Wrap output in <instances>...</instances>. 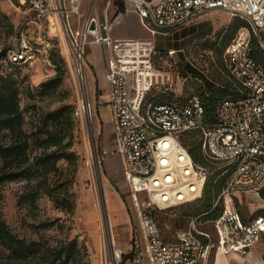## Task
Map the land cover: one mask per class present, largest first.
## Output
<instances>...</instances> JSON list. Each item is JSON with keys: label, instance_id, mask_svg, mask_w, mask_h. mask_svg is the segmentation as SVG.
I'll use <instances>...</instances> for the list:
<instances>
[{"label": "built area", "instance_id": "obj_1", "mask_svg": "<svg viewBox=\"0 0 264 264\" xmlns=\"http://www.w3.org/2000/svg\"><path fill=\"white\" fill-rule=\"evenodd\" d=\"M99 0H23L40 26L59 24L69 42L73 67L81 90L88 97V121L95 118L89 96L86 54L89 36L105 41L108 47L107 79L113 119V146L102 147L101 155L119 154L124 180L129 188L139 227V239L130 249V264H210L214 249L225 253L246 252L264 232V214L244 217L237 200L245 193H260L264 187V0H118L123 11H136L152 37L115 38L110 29L109 7L104 0L101 14L93 8ZM221 8L243 18L236 35L223 51L227 70L243 85L236 96L220 101L217 120L209 122L199 94L172 93L170 74L157 63L175 48L156 45L158 32L182 28L203 13ZM73 17V18H72ZM95 30H92V23ZM22 43L10 49L6 63L32 62L38 49L22 31ZM255 41V43H254ZM262 59L251 54L253 47ZM175 61L172 62L174 64ZM163 90L164 100L149 98L153 88ZM93 122V123H92ZM202 129L204 153L229 159L234 169L221 191L225 208L213 220L214 231L203 229L198 217L166 240L156 218L164 209L202 196L209 176L208 165L197 161L182 142V133ZM145 194L144 199H140ZM111 253L115 264H125L124 250L112 235Z\"/></svg>", "mask_w": 264, "mask_h": 264}, {"label": "rangeland", "instance_id": "obj_2", "mask_svg": "<svg viewBox=\"0 0 264 264\" xmlns=\"http://www.w3.org/2000/svg\"><path fill=\"white\" fill-rule=\"evenodd\" d=\"M0 10L8 16L0 17V53L6 48L7 57L10 49L20 46L22 31L26 33L30 43L38 49L35 60L10 68L18 79L21 91L20 103L25 113L26 127L31 128L43 113L70 104L73 127L67 139L72 141L70 150L76 152L73 161L64 159L60 161L65 174L73 177L69 187L74 203L72 211L62 208L44 193H40L35 204L25 203L20 206L18 196L24 190L27 180L17 179L0 184V215L15 233L29 240L43 239L55 244L61 238L77 237L79 243L84 246L83 264H115L109 232L114 236L116 243L126 250L129 248L128 239L131 238L129 233L136 229L137 219L134 216L133 199L123 177L119 176L117 170L109 171L101 155L102 147L104 145L107 147V141H104L107 134L110 139H113L114 135V129H111L113 118L111 119L110 107L105 97L95 93L93 82L88 79L93 112L102 119L104 130L97 118L94 127H90L82 107V90L73 67L68 38L59 24L49 25L48 22L44 26L37 24L34 21V13L26 3H23V0H0ZM233 15L230 10L216 8L203 13L196 21L176 31L168 33L160 31L155 35L157 46L165 49L172 47L180 49L174 52L173 58L169 55L165 56L164 60L168 63L161 62L164 70L170 74L167 85L173 89L172 93L183 96L198 94L204 90L209 91L212 86L228 79L223 61V44L227 34L223 36L222 31L238 20ZM53 25L55 29L52 28ZM236 33L237 31L234 36ZM54 57L65 69L64 79L55 90L44 92L41 82L57 72L53 62ZM173 61L175 63L172 66ZM162 92L163 90L155 87L149 92L148 97L158 96ZM197 136L198 133L188 134L186 140L189 141ZM93 137L96 140L98 167L94 161ZM212 165L209 163V166ZM214 172L209 179L214 178ZM114 196L119 197L123 203V207L118 211L110 208L111 198ZM144 198L145 194H141L140 199ZM202 204L203 198L194 201L190 207L188 204V213L196 212ZM237 206L246 215L251 209L254 213H264L262 195L250 199L244 198L243 201L238 199ZM183 213L175 210L159 213L163 232L171 240L175 239L176 231L188 223V216H185L188 214L183 215ZM119 217L123 219L117 222ZM55 218H58V222L63 226L55 224L50 228L39 230L33 226L41 220ZM199 221L201 228L214 231L211 220L200 218ZM8 252L9 249L0 241V253Z\"/></svg>", "mask_w": 264, "mask_h": 264}, {"label": "trees", "instance_id": "obj_3", "mask_svg": "<svg viewBox=\"0 0 264 264\" xmlns=\"http://www.w3.org/2000/svg\"><path fill=\"white\" fill-rule=\"evenodd\" d=\"M0 17L7 18L8 16L0 10ZM236 18L238 20L222 31L223 36L227 34L224 39L223 51L238 28L247 24L240 16H236ZM175 49L180 50L179 48ZM258 49L255 46L250 52L262 59L261 51ZM6 54L7 49H2L0 53V184L17 179H26L25 188L18 196L20 206L25 203L35 204L40 193H44L62 208L72 211L74 203L69 187L73 177L65 174L60 166L62 159L71 162L76 157V152L70 150L72 141L67 139L73 127L72 106L65 104L43 113L31 128H27L25 113L20 103L21 91L18 79L10 69L21 63H6ZM164 61L168 63L167 60L161 62ZM53 62L57 72L51 78L41 82V88L44 92L55 90L64 79L65 69L58 63L56 57L53 58ZM161 62H158V66L163 67ZM171 65L173 66V64ZM226 72L227 80L212 86L209 91L204 90L198 93L205 105V115L209 122L217 120V108L221 100L228 96H236L243 90L242 83L227 68ZM166 96V94L160 93L152 98L164 100ZM191 133H198L199 136L189 141L186 140V136ZM204 137V130L195 129L182 133L181 140L197 161L208 165L209 176L215 171L214 178L209 179L208 176L202 196L156 210V218L166 240L170 239L163 232L159 213H168L175 207L180 208L185 203L190 204V207L194 201L203 198L202 207L196 212L188 213V207L187 209L180 208V211L184 212L183 215L188 214L185 216H188L189 223L193 217H198L199 220L200 218L215 220L225 208L223 198H218L234 169V163L227 158H210L207 156L202 146ZM209 163L213 165L209 166ZM260 194L264 198V187L260 190ZM57 222L58 218L44 219L34 223L33 226L37 230L50 228L55 224L63 226L62 223ZM0 241L9 249L6 254L0 253V264H83L85 257L84 246L79 243L77 237L61 238L55 244H50L43 239L29 240L15 233L1 215Z\"/></svg>", "mask_w": 264, "mask_h": 264}, {"label": "crops", "instance_id": "obj_4", "mask_svg": "<svg viewBox=\"0 0 264 264\" xmlns=\"http://www.w3.org/2000/svg\"><path fill=\"white\" fill-rule=\"evenodd\" d=\"M103 1L104 0L98 1V5L95 7L96 10L93 11L95 15L101 14L100 8L103 5ZM149 1L156 2L158 0H149ZM123 9H124L123 3L118 0L113 1L109 7V15L113 19L110 29L111 35L115 38H140V39L151 38L152 35L148 30V28L143 24L140 15L134 10L123 11ZM110 10H111V14H110ZM89 38H90V43L88 44V49L86 54V65H87L88 76L90 81L93 82L95 93L105 97L106 103L111 110V119H112L113 113H112L111 105L109 103L110 90L106 75L107 61H108V47L105 41L96 40L93 36H89ZM101 125L104 130L103 121L101 122L100 126ZM111 129L112 130L114 129V119H113V123L111 121ZM104 141L105 142L107 141V148L113 146V139H110L108 134L106 136V140ZM103 147L106 146L104 145ZM103 160L106 168L109 171L113 172L114 170H117L119 172L118 173L119 176L123 177L124 179V174L122 170V161L119 154L105 155L103 157ZM260 195H261L260 193L257 194V193L249 192L241 195L239 197V200L243 201L244 198L250 199ZM122 204L123 203L120 200V198L114 196L111 198L110 208H112V210L114 211H118L123 207ZM181 206H184V208L187 209L188 203L182 204ZM174 210L180 211V208L175 207L173 211ZM260 213L264 214L263 212L254 213L253 209H251V211L247 215L244 212H242V214L246 218ZM134 216L136 217V215ZM122 219L119 217L117 219V222L121 221ZM211 222L213 225V220H211ZM136 224H137L136 229L131 230L129 233L131 236V238L128 239L129 248L126 250L122 248L124 250L123 262L125 264H130L131 261L130 249L132 248L134 239L140 238L138 222H136ZM199 225H200V221H199ZM135 264H147V260L143 259L142 262ZM210 264H264V232L262 233L260 240L257 243H255L252 247H250L246 252L235 251L231 253H225L221 249H214L211 255Z\"/></svg>", "mask_w": 264, "mask_h": 264}, {"label": "water", "instance_id": "obj_5", "mask_svg": "<svg viewBox=\"0 0 264 264\" xmlns=\"http://www.w3.org/2000/svg\"><path fill=\"white\" fill-rule=\"evenodd\" d=\"M92 30L93 31L95 30V23L94 22L92 23ZM89 125H90V127L92 126L90 123H89ZM92 128H93V126H92ZM93 136H94V134H93ZM93 145H94V150H93V152H94V161L96 162L97 167H98L99 159H98V153H97V149H96V140H95L94 137H93ZM107 226H109V225H107ZM109 235H110V239H112V234L110 232H109Z\"/></svg>", "mask_w": 264, "mask_h": 264}, {"label": "bare ground", "instance_id": "obj_6", "mask_svg": "<svg viewBox=\"0 0 264 264\" xmlns=\"http://www.w3.org/2000/svg\"><path fill=\"white\" fill-rule=\"evenodd\" d=\"M52 28H56L54 25L52 26ZM88 95L86 93L85 90L82 91V97H81V102H82V107L84 108L86 114H88V108H87V105H86V99H87ZM88 116V115H87ZM106 192V191H105ZM112 234V233H111Z\"/></svg>", "mask_w": 264, "mask_h": 264}]
</instances>
